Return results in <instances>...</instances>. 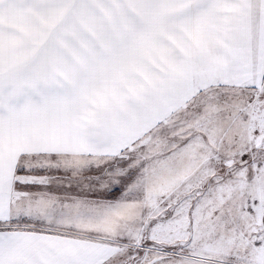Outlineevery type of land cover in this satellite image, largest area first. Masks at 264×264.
Here are the masks:
<instances>
[{
  "label": "snow or ice",
  "instance_id": "6c2138e0",
  "mask_svg": "<svg viewBox=\"0 0 264 264\" xmlns=\"http://www.w3.org/2000/svg\"><path fill=\"white\" fill-rule=\"evenodd\" d=\"M0 264H264V0H0Z\"/></svg>",
  "mask_w": 264,
  "mask_h": 264
}]
</instances>
